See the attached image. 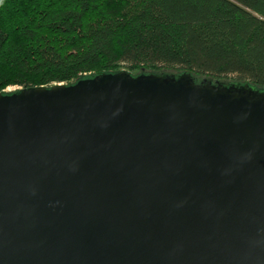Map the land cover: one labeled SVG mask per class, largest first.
Listing matches in <instances>:
<instances>
[{"label":"water","instance_id":"95a60500","mask_svg":"<svg viewBox=\"0 0 264 264\" xmlns=\"http://www.w3.org/2000/svg\"><path fill=\"white\" fill-rule=\"evenodd\" d=\"M0 264H264V86L140 67L0 91Z\"/></svg>","mask_w":264,"mask_h":264},{"label":"trees","instance_id":"16d2710c","mask_svg":"<svg viewBox=\"0 0 264 264\" xmlns=\"http://www.w3.org/2000/svg\"><path fill=\"white\" fill-rule=\"evenodd\" d=\"M140 67L264 86V0H0V91Z\"/></svg>","mask_w":264,"mask_h":264},{"label":"rangeland","instance_id":"374dc122","mask_svg":"<svg viewBox=\"0 0 264 264\" xmlns=\"http://www.w3.org/2000/svg\"><path fill=\"white\" fill-rule=\"evenodd\" d=\"M21 86L19 85H11L9 87L6 88V90H11V89H17V88H20Z\"/></svg>","mask_w":264,"mask_h":264}]
</instances>
